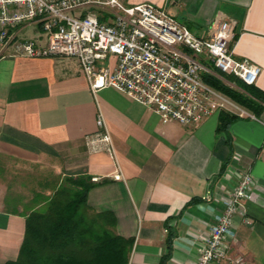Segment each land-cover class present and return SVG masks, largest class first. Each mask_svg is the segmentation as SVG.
I'll return each mask as SVG.
<instances>
[{"label":"crops","instance_id":"0c3cea01","mask_svg":"<svg viewBox=\"0 0 264 264\" xmlns=\"http://www.w3.org/2000/svg\"><path fill=\"white\" fill-rule=\"evenodd\" d=\"M126 2L153 3L206 38L228 22L233 56L251 60L261 72L253 85L227 74L262 98L204 65H215L211 59H197L204 72L253 97L260 110L240 105L215 88L240 109H217L189 126L164 122L116 88L94 93L77 58L14 55L27 25L18 27L15 40L0 49V174H10L6 183L0 180V264L19 255L26 216L37 204L35 191L50 194L69 176H90L95 186L88 193L89 205L96 212H111L115 232L134 240L128 264H160L168 252L165 264H196L224 211L223 196L232 193L244 174L253 175L252 197L240 201L227 257L214 264H234L229 258L236 257L243 264H264V0ZM33 37L46 42L43 33ZM109 61L113 68L117 57L111 55ZM223 110L238 118L220 132ZM100 114L112 135L117 162L107 152L88 149L86 136L99 130ZM118 172L120 179L114 177ZM18 174L44 178L27 191L30 181H19Z\"/></svg>","mask_w":264,"mask_h":264},{"label":"built area","instance_id":"2783aa9c","mask_svg":"<svg viewBox=\"0 0 264 264\" xmlns=\"http://www.w3.org/2000/svg\"><path fill=\"white\" fill-rule=\"evenodd\" d=\"M82 7L100 8L104 13L71 14ZM32 23L41 25L46 42L39 37L18 40L14 55L77 58L94 93L116 88L150 108L164 122L189 126L217 109H240L204 80L205 68L198 57L211 59L221 71L247 85L255 84L261 72L251 60L233 56L230 40L234 34L228 22L219 24L214 36L206 38L153 3L0 0V49L15 40V28ZM111 55L117 57L113 68ZM98 125L97 132L86 136L89 151L107 152L117 162L115 144L102 114ZM114 177L123 176L118 172ZM253 184V175L244 174L232 193L223 196L224 211L217 216L196 264H214L227 257L235 235L234 215L240 211L242 199H251ZM229 259L234 264L244 263L242 257Z\"/></svg>","mask_w":264,"mask_h":264},{"label":"trees","instance_id":"16d2710c","mask_svg":"<svg viewBox=\"0 0 264 264\" xmlns=\"http://www.w3.org/2000/svg\"><path fill=\"white\" fill-rule=\"evenodd\" d=\"M101 16V20H104ZM219 75L236 81L261 99L262 95L251 92V88L235 76L221 71L212 62ZM204 80L222 91L240 105L259 112L260 104L253 98L227 85L218 76L203 72ZM238 118L223 110L220 112L218 131H226ZM95 186L90 176L65 177L55 184L50 194L35 191L31 212L26 216V231L19 255L5 264H128L134 240L117 234V222L111 212H96L88 203V193ZM171 242V239L169 240ZM170 252L160 264H165Z\"/></svg>","mask_w":264,"mask_h":264},{"label":"rangeland","instance_id":"374dc122","mask_svg":"<svg viewBox=\"0 0 264 264\" xmlns=\"http://www.w3.org/2000/svg\"><path fill=\"white\" fill-rule=\"evenodd\" d=\"M126 5H129V4L126 2ZM89 12L99 13L102 15L104 13V10H102L100 8H96V7H82V8L75 9L73 12H71V14L85 15ZM25 28L26 29L19 34L18 39H21V40L35 39L36 37H33V36L36 32L44 34V31H43L41 25H39L38 23L29 24ZM18 29L19 28H15L13 31L16 32ZM43 175L44 174H28L26 177H24V176H21L20 174H18V176H21L18 180L21 182L23 179L30 181V184L27 186L28 187L27 191H29L33 188H37L40 186V181L43 180V178H44V177H42ZM9 177H10V174H0V178H1L0 180L4 183H6V181H8ZM49 178L52 179L53 181H56L54 179L55 176L50 175ZM27 194H28L27 196H31V193L27 192Z\"/></svg>","mask_w":264,"mask_h":264}]
</instances>
